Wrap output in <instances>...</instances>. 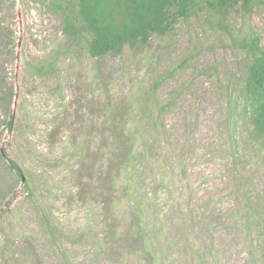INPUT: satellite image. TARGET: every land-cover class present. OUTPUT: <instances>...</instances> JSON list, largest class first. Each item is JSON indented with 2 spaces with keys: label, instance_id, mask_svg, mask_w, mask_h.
<instances>
[{
  "label": "rangeland",
  "instance_id": "374dc122",
  "mask_svg": "<svg viewBox=\"0 0 264 264\" xmlns=\"http://www.w3.org/2000/svg\"><path fill=\"white\" fill-rule=\"evenodd\" d=\"M58 11L0 0V264H264V145L240 114L264 4L99 58Z\"/></svg>",
  "mask_w": 264,
  "mask_h": 264
},
{
  "label": "trees",
  "instance_id": "16d2710c",
  "mask_svg": "<svg viewBox=\"0 0 264 264\" xmlns=\"http://www.w3.org/2000/svg\"><path fill=\"white\" fill-rule=\"evenodd\" d=\"M255 4H264V0H52V9L56 7L61 13L64 35L80 39L87 53L99 58L111 51H121L126 44L129 47L146 44L152 34H165L178 19H187L197 12L212 14L221 26L227 12L235 6L249 11ZM259 40L253 35L241 44L250 53L251 62L241 86L240 114L247 118L251 136L264 145V47ZM124 138V132L119 131L108 146L110 152L106 151L118 157V171L134 160L136 151L134 141ZM4 153L0 149V156ZM9 164L20 171L14 161L9 160ZM16 174L21 177L20 172ZM131 193H136V187ZM134 216L136 232L141 233V211Z\"/></svg>",
  "mask_w": 264,
  "mask_h": 264
}]
</instances>
